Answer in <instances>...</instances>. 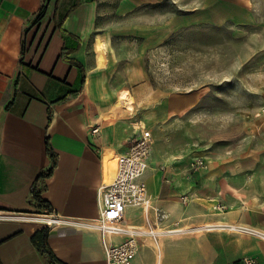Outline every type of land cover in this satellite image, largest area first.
<instances>
[{
    "label": "crops",
    "instance_id": "obj_1",
    "mask_svg": "<svg viewBox=\"0 0 264 264\" xmlns=\"http://www.w3.org/2000/svg\"><path fill=\"white\" fill-rule=\"evenodd\" d=\"M163 1L0 0V264H49L32 242L46 227L59 264H105L108 244L127 238L102 234L98 226L100 190L115 177L105 157L126 153L143 126L154 135L142 176L149 209L128 207L123 228H146L149 219L158 229H191L159 238V264H264V166L257 167L264 156L228 158L217 150L192 172L193 159L173 158L172 139L163 138L174 117L199 100L162 93L153 81L148 63L162 43L195 23L191 11L159 22ZM125 92L131 109L119 105ZM47 142L57 163L39 186L50 214L31 203L32 185L52 166ZM43 217L59 221L51 225ZM203 223L215 229L197 228ZM151 241L140 238L132 264H157Z\"/></svg>",
    "mask_w": 264,
    "mask_h": 264
},
{
    "label": "rangeland",
    "instance_id": "obj_2",
    "mask_svg": "<svg viewBox=\"0 0 264 264\" xmlns=\"http://www.w3.org/2000/svg\"><path fill=\"white\" fill-rule=\"evenodd\" d=\"M244 1L164 0L158 6L159 22L190 11L195 22L172 33L148 63L162 93L199 97L165 132L173 158L206 162L217 150L228 158L264 156V0ZM257 160L258 168L264 166V157Z\"/></svg>",
    "mask_w": 264,
    "mask_h": 264
},
{
    "label": "built area",
    "instance_id": "obj_3",
    "mask_svg": "<svg viewBox=\"0 0 264 264\" xmlns=\"http://www.w3.org/2000/svg\"><path fill=\"white\" fill-rule=\"evenodd\" d=\"M260 113L264 115V104L260 107ZM97 130L94 129L93 132ZM152 143L151 131L144 126L140 127L139 134L133 139L128 151L118 157L113 181L105 184L100 190L101 210L98 226L101 233L107 236L127 233V238L121 243L108 244L105 249V264H132L140 250L141 237L146 236L158 241L161 234H164L158 229L157 223L149 222V219L146 230L137 227L127 230L122 224L128 207L149 206L147 186L142 176L149 166L148 157ZM205 167V159L196 157L191 164V171L197 172ZM182 200L187 203L188 197L183 196ZM216 208L223 210L225 207L218 205ZM153 210L159 216V210ZM160 217H165V214L161 213ZM51 218L54 219L51 225L58 223V218ZM245 263L258 264L252 260H245Z\"/></svg>",
    "mask_w": 264,
    "mask_h": 264
},
{
    "label": "trees",
    "instance_id": "obj_4",
    "mask_svg": "<svg viewBox=\"0 0 264 264\" xmlns=\"http://www.w3.org/2000/svg\"><path fill=\"white\" fill-rule=\"evenodd\" d=\"M44 11L43 10L38 18V20H41L44 17ZM64 55V51H63ZM78 66L83 71V66L78 63ZM47 153L50 156L52 160V166L47 171H41L39 174L37 180L32 185L31 189V203L36 207L37 210L41 213L50 214L53 212V207L50 202L43 199L41 196V192L43 188L39 186V181H44L46 178L50 177L56 167L57 163V157L56 153L52 149V147L47 142ZM50 234V228L46 227L41 230H38L32 237V242L34 246L47 258L49 264H59L60 261L55 257L53 251L50 249L48 245V237Z\"/></svg>",
    "mask_w": 264,
    "mask_h": 264
},
{
    "label": "bare ground",
    "instance_id": "obj_5",
    "mask_svg": "<svg viewBox=\"0 0 264 264\" xmlns=\"http://www.w3.org/2000/svg\"><path fill=\"white\" fill-rule=\"evenodd\" d=\"M103 44L98 43V48L99 50L102 49ZM128 92L122 93L121 94V98L119 100V105H122V107H126L127 109H131V98L129 97V95L127 94ZM145 123V122H144ZM146 126V123H145ZM105 161H106V165L109 168L111 175L114 176L117 170V164H118V158L117 157H105ZM146 211H148L149 206L145 207ZM43 219L46 221V223H53V218L51 217H43ZM143 228V227H142ZM197 228H203V229H207V230H214L215 227L213 226V224L211 223H203L197 226ZM229 228H233L235 230H241L243 231L244 229L239 228V227H229ZM144 230H146V228H143ZM159 230L163 233H165L164 235H169V236H173L175 235L174 233H179V232H183V231H188L191 230L188 227H176L174 229H170V230H165V229H161L159 228ZM161 234V236H164ZM152 242V246L155 247L157 249V264L160 263V260L162 258V248H163V241H157V240H153Z\"/></svg>",
    "mask_w": 264,
    "mask_h": 264
}]
</instances>
